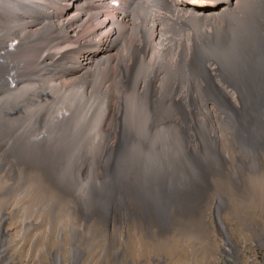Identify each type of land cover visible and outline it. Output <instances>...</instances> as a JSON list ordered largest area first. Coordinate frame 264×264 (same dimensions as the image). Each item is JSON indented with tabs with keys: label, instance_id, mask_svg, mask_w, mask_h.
Returning a JSON list of instances; mask_svg holds the SVG:
<instances>
[{
	"label": "bare ground",
	"instance_id": "1",
	"mask_svg": "<svg viewBox=\"0 0 264 264\" xmlns=\"http://www.w3.org/2000/svg\"><path fill=\"white\" fill-rule=\"evenodd\" d=\"M47 89L36 134L65 102L73 131L62 141L88 142L100 111L70 164L73 220L108 236L131 222L164 232L195 219L210 191L218 213L225 189L213 178L240 188L242 174L264 175V0H0V111ZM17 146L0 136V159L14 162L0 169L14 178L35 168Z\"/></svg>",
	"mask_w": 264,
	"mask_h": 264
},
{
	"label": "rangeland",
	"instance_id": "2",
	"mask_svg": "<svg viewBox=\"0 0 264 264\" xmlns=\"http://www.w3.org/2000/svg\"><path fill=\"white\" fill-rule=\"evenodd\" d=\"M78 88L73 86L70 93L74 95ZM48 95V89L32 96L20 92L0 111V136L13 133L18 151L35 164L34 172H21L16 178L0 169V220H5L6 234L0 264H70L72 259L73 264H264L263 174H242L240 188L233 187L225 175L213 178L215 190L219 185L225 189L220 194L226 203H221L219 212L211 211L216 193L210 191L195 219L175 220L178 225L172 224L164 232L131 222L111 229L108 236L101 222L73 220L72 197L79 196V188L72 181L70 164L78 149L92 145L100 111L86 122L88 142L71 145L62 141L73 131L66 114L61 113L62 109L69 116L73 113L65 102L53 108V116L35 133L33 117ZM74 120H82L81 109L76 110ZM231 152V160L236 162L235 151ZM44 162L52 183L44 181ZM13 163L0 159L4 168ZM113 240L117 246L109 244ZM116 252L121 254L119 262L113 259Z\"/></svg>",
	"mask_w": 264,
	"mask_h": 264
}]
</instances>
